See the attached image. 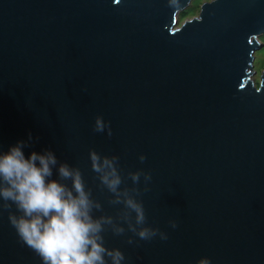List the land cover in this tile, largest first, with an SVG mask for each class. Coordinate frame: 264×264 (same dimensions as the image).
<instances>
[{"label": "water", "instance_id": "1", "mask_svg": "<svg viewBox=\"0 0 264 264\" xmlns=\"http://www.w3.org/2000/svg\"><path fill=\"white\" fill-rule=\"evenodd\" d=\"M190 2L0 0V148L30 131L26 154L51 148L79 168L101 205L94 215L125 228L103 233L125 264H264V71L252 78L264 0H212L177 27ZM90 150L116 157L121 193L167 239L128 230L134 214L114 202ZM8 211L0 264H41Z\"/></svg>", "mask_w": 264, "mask_h": 264}, {"label": "clouds", "instance_id": "2", "mask_svg": "<svg viewBox=\"0 0 264 264\" xmlns=\"http://www.w3.org/2000/svg\"><path fill=\"white\" fill-rule=\"evenodd\" d=\"M104 128L97 118L94 130L102 132ZM32 141L29 131L26 139L0 148V213L9 210V222L19 239L38 254L41 264H125L124 252L109 247L103 235L106 226L117 236L125 228L114 224L111 216L94 215L101 205L86 188L79 168L60 161L51 148L26 154ZM89 156L101 183L115 194L114 202L120 203L123 197V204L134 214L132 219L125 216L128 230L142 240L157 234L167 239L166 233L146 224L143 203L128 191L121 193L116 157H102L94 150ZM139 160L143 162L145 156L141 154ZM130 175L134 183L139 182L140 171ZM143 175L145 182L151 179L149 173ZM13 206L15 211L10 210ZM171 224L176 226L175 221ZM128 242H133L132 237ZM197 264H210V260L201 257Z\"/></svg>", "mask_w": 264, "mask_h": 264}, {"label": "rangeland", "instance_id": "3", "mask_svg": "<svg viewBox=\"0 0 264 264\" xmlns=\"http://www.w3.org/2000/svg\"><path fill=\"white\" fill-rule=\"evenodd\" d=\"M212 0H191L189 6L180 12L176 26H181L186 20L198 17L201 6ZM262 46L254 53V75L252 76L256 85L260 84L261 74L264 71V35L259 37Z\"/></svg>", "mask_w": 264, "mask_h": 264}]
</instances>
